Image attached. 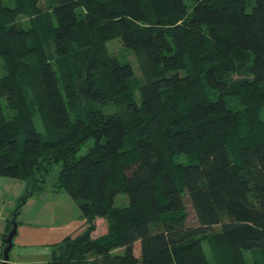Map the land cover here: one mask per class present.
Segmentation results:
<instances>
[{
  "label": "trees",
  "instance_id": "trees-1",
  "mask_svg": "<svg viewBox=\"0 0 264 264\" xmlns=\"http://www.w3.org/2000/svg\"><path fill=\"white\" fill-rule=\"evenodd\" d=\"M1 176L76 203L48 264H264V0H0Z\"/></svg>",
  "mask_w": 264,
  "mask_h": 264
},
{
  "label": "crops",
  "instance_id": "crops-1",
  "mask_svg": "<svg viewBox=\"0 0 264 264\" xmlns=\"http://www.w3.org/2000/svg\"><path fill=\"white\" fill-rule=\"evenodd\" d=\"M24 190L26 191V187L23 180L8 176L0 177V262L3 246L1 237L9 230L8 222L11 216L8 208L11 203L9 200L7 202L6 197L10 196L13 199L15 207L19 198L25 193ZM36 193L25 199L19 207L16 215L17 231L12 238L9 264H48L52 244L59 242L68 234L78 233L84 225V219L79 214L76 219H67L58 223L52 222V217L43 207L37 213L31 214L30 205ZM42 195L44 194L39 192L38 197L45 199ZM41 203L44 205V200H41ZM17 216L20 219H17ZM12 253L13 258L10 259Z\"/></svg>",
  "mask_w": 264,
  "mask_h": 264
},
{
  "label": "rangeland",
  "instance_id": "rangeland-1",
  "mask_svg": "<svg viewBox=\"0 0 264 264\" xmlns=\"http://www.w3.org/2000/svg\"><path fill=\"white\" fill-rule=\"evenodd\" d=\"M107 45H108L109 51L115 54L121 61L127 60L131 64H133L135 67V76H138V71L136 68L135 61H134L133 53L129 51L127 48H125L119 39L110 40ZM34 120H35L36 129L41 130L42 124H41L40 118L36 115ZM87 147H88V144H85L84 146H82L78 154L83 153L87 149ZM180 160L185 161L184 158H180ZM56 171H57V166L54 167V169L50 172L48 176L49 183H51L55 179ZM40 193L44 194L42 196L45 199H41L40 197H38L39 192L35 194L34 201H32L30 205L31 214L37 213L38 210L43 207L44 210L50 215V217H52V222L58 223L60 221H66L67 219L71 220V219L78 218L79 211H78L77 205L67 195V193L64 190L60 189L58 191H53L51 189V186L47 185V188L43 192H40ZM28 198L29 197H27V199ZM39 198L41 200H44V205H42L41 200ZM6 200L7 202L9 200L10 201L9 203H11L10 205H8L9 213H12L15 210L17 211L18 207L17 205H15V207L13 206L14 204L13 199L10 196H8L6 197ZM115 203L117 205L126 204L127 200H126L125 194L119 193L115 198ZM185 212H186V223L188 225L197 224L194 211L191 205L189 204V201L187 198H185ZM17 219H20V217L17 216ZM108 225H109V221L107 220V218H104V217L96 218L95 229L92 231L91 236L96 237L101 234H104L107 231ZM84 227H85V224L83 225L82 229ZM215 228L217 229L218 226ZM139 249H140V245H139V241H137L135 242V247H134V252L137 256L139 255ZM10 257H11L10 259L13 258V253L10 255ZM247 257H249L251 261V255L247 254ZM247 261H249V259Z\"/></svg>",
  "mask_w": 264,
  "mask_h": 264
},
{
  "label": "water",
  "instance_id": "water-1",
  "mask_svg": "<svg viewBox=\"0 0 264 264\" xmlns=\"http://www.w3.org/2000/svg\"><path fill=\"white\" fill-rule=\"evenodd\" d=\"M22 202H24L22 200ZM16 210L11 213V216L9 218V222L11 224V228L6 232L5 234L2 235L1 240L3 242L2 246V254H1V262L0 264H9V253L12 248V238L15 235L17 231V222H16Z\"/></svg>",
  "mask_w": 264,
  "mask_h": 264
}]
</instances>
